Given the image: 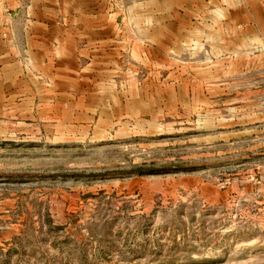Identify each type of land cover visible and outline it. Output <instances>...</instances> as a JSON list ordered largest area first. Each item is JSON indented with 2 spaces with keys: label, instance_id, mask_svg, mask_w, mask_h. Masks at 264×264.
<instances>
[{
  "label": "rangeland",
  "instance_id": "obj_1",
  "mask_svg": "<svg viewBox=\"0 0 264 264\" xmlns=\"http://www.w3.org/2000/svg\"><path fill=\"white\" fill-rule=\"evenodd\" d=\"M6 1L0 264H264V20Z\"/></svg>",
  "mask_w": 264,
  "mask_h": 264
},
{
  "label": "crops",
  "instance_id": "obj_2",
  "mask_svg": "<svg viewBox=\"0 0 264 264\" xmlns=\"http://www.w3.org/2000/svg\"><path fill=\"white\" fill-rule=\"evenodd\" d=\"M6 2L5 5L10 4L8 0ZM201 4L207 8L208 15L218 16L221 22L246 24L264 20V0H207ZM7 16H0V23L13 18L9 12ZM4 32L0 28V34Z\"/></svg>",
  "mask_w": 264,
  "mask_h": 264
}]
</instances>
